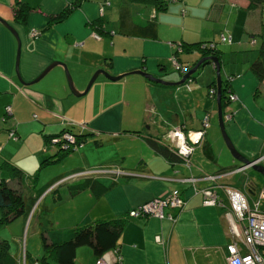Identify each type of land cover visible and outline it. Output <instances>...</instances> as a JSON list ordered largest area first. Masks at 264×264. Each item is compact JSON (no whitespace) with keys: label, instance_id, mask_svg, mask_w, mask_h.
I'll return each instance as SVG.
<instances>
[{"label":"crops","instance_id":"obj_1","mask_svg":"<svg viewBox=\"0 0 264 264\" xmlns=\"http://www.w3.org/2000/svg\"><path fill=\"white\" fill-rule=\"evenodd\" d=\"M19 1L38 7L44 13L54 14L73 0ZM194 1L195 6L188 0L173 1L171 4L173 6L169 8H172V12L180 8V14L179 16L174 14V19L169 21L164 18V14L154 12L151 7L146 10L144 6L128 5L121 0H113L114 7L108 9L111 7L108 0L100 17L105 28L111 33L99 40L91 36L93 32L88 25V22L99 16L96 3H82L64 21L46 29L44 28L47 18L38 12L29 13L23 25L12 23L10 6L15 0H0V18L17 34L19 40L17 74L23 82L35 78L50 62L59 61L66 65L74 86L81 92L96 69H103L110 75L143 70L167 82L177 81L174 74L166 72L165 63L170 61L178 42L193 40L191 37L198 40L194 33L185 34L184 26L191 19V9L196 6L201 8L203 5L207 6L209 1L210 13L207 16L209 20L216 21L217 27L214 28L216 33H223L221 28L224 27V22L219 20L226 12L228 19H232L237 25L235 27L232 24L227 32L230 34L231 42L223 43L225 46H222V49L218 48L222 52L219 57L221 80L230 78V92L235 97L222 110L231 113L229 120H223L224 129L237 152L248 159L261 157L258 163H263L264 77L258 81L248 69L249 64L257 56V48L264 41V35L262 37L259 35L263 27L262 10L260 7L247 9L246 0ZM116 5L129 6L137 24L153 17L157 21L156 37L141 39L117 33ZM133 7L138 8L133 11ZM181 9L189 15L185 13L181 15ZM143 12H146L147 16ZM211 27L213 35L215 30L212 25ZM33 30L38 32L34 37L30 35ZM208 34L209 31L207 36ZM251 39H254L252 44ZM215 43L219 44L218 38ZM15 50L14 37L0 24V136L6 134L7 137L9 130H13L17 135L16 141L7 138L8 141L4 144H1L0 138V160L12 162L23 169L25 174H33L40 161L55 151V144L44 141V136H51L60 131H51L59 124L49 113L56 115L57 104L71 96L61 68L50 72V77L45 81L40 79L51 69L32 84H20L14 71ZM193 55L196 61L199 55ZM181 57L182 54H178L179 61L187 64L188 61ZM205 66L212 69L204 78L207 95L206 85L214 81L215 73L211 64ZM203 67L199 72L204 70ZM95 82L94 93L78 101L81 118L75 120L80 122L81 126L78 125L77 132L89 134L85 138H94V146L102 145L103 138L114 142L127 139L129 148L115 147L113 155L100 157L103 158L99 161L100 167L95 170L98 172L117 170L121 173L100 172L95 176L97 184H94L92 190L83 189L72 197L63 194V200L61 204L59 203L62 205L59 207L63 209L59 226L66 230L62 229L59 234L54 235L47 233L49 238L52 241L65 238L67 231L74 224L86 223L97 218L124 216L130 208L176 189L180 193L183 205L180 210H170L175 215L173 221L165 218L125 216L127 221L120 231L116 250L105 253L110 264H227L225 244L228 240V225L223 216V208H228L229 204L224 188H236L226 184L228 178L235 175L233 167L235 161L225 152L216 137L212 121L216 114L215 98L208 95L205 98L204 91L196 85L193 88L188 85L187 94L176 89L179 85H153L137 74H125L116 81L98 75L93 85ZM46 84L52 86L46 89ZM100 88H103V91L98 93ZM7 105L10 106V114L4 115V107ZM206 114L208 124L199 145L194 147L190 155L188 167L184 166L182 161L168 162L156 154L147 143L149 139H157L158 144L167 147L160 141H163L164 135L170 129L176 126H180L184 131L199 129ZM69 130L75 133L73 129ZM87 140L84 139L85 142ZM24 142H27L26 146H29L28 142L32 143L30 148L25 150V158L18 151V147ZM127 154H130L128 158ZM84 162L85 165L88 164ZM81 166L60 171L55 177L59 174L69 178L75 174L88 175L85 173L89 169ZM29 168H34L31 169L32 173H28ZM222 168L230 169L220 172ZM247 169L240 171L250 175ZM204 174L214 176V180L202 179L201 176ZM190 177L195 181H187ZM248 181V179L245 182L240 181L242 188L236 189L244 194L250 206L256 205L257 208V202L252 199L257 195H254V188ZM25 186L31 194L32 185L26 183ZM204 189L212 190L216 194L219 206L203 204ZM41 197L39 204L46 205L48 194L44 192ZM37 210L38 208L35 215L28 219L27 228L31 224L30 235L25 238L24 249L17 239H14V248L9 245V251L17 258H21L23 251L32 257L41 254L38 238V230L41 229L38 224L41 222L40 216L36 214ZM21 221L24 226L27 218L16 219L17 233H20ZM155 236L159 237L158 241L154 239ZM95 259L89 247L80 246L75 250L73 264H94Z\"/></svg>","mask_w":264,"mask_h":264},{"label":"trees","instance_id":"obj_2","mask_svg":"<svg viewBox=\"0 0 264 264\" xmlns=\"http://www.w3.org/2000/svg\"><path fill=\"white\" fill-rule=\"evenodd\" d=\"M106 1L108 0H73L71 3H67L59 12L54 14H48L42 12L38 7H33L28 5L26 2L15 0V2L10 6V16L11 22L16 25H23L26 22L27 16L31 12L42 13L47 18V23L45 28L50 27L53 24L60 23L64 21L75 9H77L84 2L96 3L99 11V16L88 22L89 29L99 36V38L109 35V32L105 28L104 21L101 19V13L103 7L107 6ZM123 3L128 5H137L144 7H151L154 12H164L168 6L169 2L177 0H121ZM247 9H253L255 7H260L263 13L262 16V29L260 36L264 35V11L263 5L264 0H246ZM181 15L185 12L181 9ZM116 32L128 36V37H138L141 39H154L157 32V23L153 17L146 19L143 23L137 24L133 19L130 12V7L127 5H122L118 9L117 22H116ZM223 38V40H221ZM254 39L250 40L252 44ZM218 42L220 44L230 43L231 39L229 36H225L223 33L219 34ZM212 44V45H210ZM211 46V47H210ZM196 52L199 58L191 63V68L200 58L203 57H214L215 64L220 62L221 50L216 47V43L212 41H197V42H186L180 41L177 43L175 51L172 55L179 61L178 54H189ZM180 62V61H179ZM184 64V63H183ZM212 65L214 63L205 58L196 68L195 72L188 78L191 80L196 76L200 70L205 65ZM188 66V64H185ZM163 67V66H162ZM161 67V69H162ZM214 69V68H213ZM249 71L256 77L258 81H261L264 77V41L261 42L257 48V56L248 66ZM179 73V72H178ZM182 74H180L181 76ZM215 76V75H214ZM229 77L226 80H220V105L221 109L226 108L230 100L228 99V94L230 92L229 87ZM187 80H185L186 83ZM153 85H160L153 82H149ZM215 87V77L214 81L206 85L207 95L208 89ZM187 88V87H186ZM189 89V88H187ZM214 98L213 95H208ZM228 112V111H227ZM68 128V127H67ZM205 128H203L204 130ZM70 132L69 128H62L59 132L51 135L44 136V141L49 144H55V151L48 157L43 158L35 172L33 174H25L19 167L7 160H0V227L10 224L19 217L30 218L31 215H35L36 209L38 216L46 215L51 212L45 204H39L42 194L46 192L50 198L53 205H58L63 200V195L60 191V187L66 189L65 195L72 197L82 191L83 189H93L95 181V176L98 173H90L88 175H77L65 179V176L58 175L50 179L42 187H36L35 180L37 173L40 169L46 167L47 165L55 164L68 153L71 152V146H76L83 142L85 137L89 134L87 133H73V140L67 144L61 138L63 133ZM57 139L56 142H52V139ZM10 139V138H9ZM13 140V139H11ZM17 140L16 139L13 141ZM157 140V139H156ZM147 141L150 148L158 155L165 158L168 162H181L180 157L164 147L158 144V140ZM96 144V143H95ZM63 145H68L63 147ZM230 168H222L220 172H225ZM219 173V172H218ZM65 179V180H64ZM29 180L27 183L32 185V193H29V189L25 186V181ZM62 181V182H60ZM60 182V183H58ZM58 183V184H56ZM62 190V189H61ZM40 207V208H39ZM124 216H115L111 218H97L92 219L86 223L74 224L67 231L65 238L59 241H52L46 230H38V238L41 245V254L39 256H30L26 251L21 253V258H17L15 254L9 251V244L5 240L0 239V264H73L75 259V250L80 246L89 247L95 258L105 254L108 251L116 250L118 245V237L120 231L127 219Z\"/></svg>","mask_w":264,"mask_h":264},{"label":"rangeland","instance_id":"obj_3","mask_svg":"<svg viewBox=\"0 0 264 264\" xmlns=\"http://www.w3.org/2000/svg\"><path fill=\"white\" fill-rule=\"evenodd\" d=\"M188 2L192 6H195V5H193V3H195L194 0H188ZM171 4H173V1L168 3V6H167V8H166V10L164 12H162V11L158 12L160 14H164V18L166 20L168 19L169 21L174 19V14L178 15V16L180 14V12H179L180 8L178 10H174L172 12V8H169V7L173 6ZM110 6L111 7H108V9L114 7L113 6V0H110ZM118 8H119V6L116 5L115 6L116 15H117ZM133 8H134L133 11H135V9L138 8V7H133ZM144 8L146 10H149V7H144ZM263 11H264V5H263ZM146 12H143V13H144V15L147 16V14H145ZM208 13H210V3H209V1L207 2V6L203 5L202 8H201V6H196L195 8L191 9V14H190L191 15V19L188 20L185 23L184 33L185 34H188V33L193 34L194 33L196 35V37L198 38V40H196L194 37H191L190 39H193L195 42H197V41H212V42H216V39L219 37L220 33H216V30L214 29L215 27H217L215 25L216 21L215 20H212V21L209 20L208 16H207ZM185 14L189 15V14H187V12H185ZM224 14L225 15H223L220 18V20H219L220 22H222V21L224 22V27L221 28L222 29L221 31H223V34L225 36H230V34L227 33V32H228V30H230L231 25L232 24L235 25V24L233 23L232 19H228V13L227 12L224 13ZM211 25L213 26V29L215 30V33L213 34L215 36L211 35V29H212ZM235 27H237V25H235ZM208 31H209V34L207 36V32ZM193 40H190L188 42H191ZM210 45H212V44H210ZM216 46H217V48L222 49L221 47L225 46V45L219 43L218 45L216 44ZM190 54H192V55H190ZM190 54H182V57H181L182 59H186L188 61V62H186L188 64V66H191V63L194 61V58H193L194 55L193 54L198 56L196 52H193V53H190ZM190 58H192V59H190ZM196 59L197 58H195V60ZM165 65H166V69H167L166 72L174 74L177 77L176 80H179L180 79V75L178 74V72L176 70H174L171 62L168 61L167 63H165ZM57 68H61V70L63 71L62 67L55 66L49 71V73L47 72L48 74H46L40 80H42V81L43 80L44 81L47 80L50 77V75H51L50 72H52L53 70H57ZM203 68H204V70H201L196 75L194 80L187 79L186 83L189 85L190 88H193L196 85L197 88H199L201 91L202 90L204 91V96H205V98H207V95H206V92H205V88H204V84L206 83V80H204V78L207 76V72H209V70H210V73L212 72V69H211V67H208V66H204ZM67 71H68V73L70 75V72H69L68 69H67ZM63 74H64V71H63ZM220 75H221V72H220ZM70 77H71V75H70ZM64 78H65V74H64ZM71 80H72V77H71ZM42 81H40V82H42ZM65 82H66V79H65ZM66 85H67V82H66ZM51 86H52L51 84H46L45 87H47L46 89H48ZM95 88H96V82L94 83V85H93V83L91 84L90 88L88 89V91L84 95H82L80 97H76L69 91V89L67 87L71 97H69V99H67V100H62L61 104H57L58 107H56V110H58V112L56 113V115L52 114V113H49L50 115L54 116L55 121L57 122V124H59V125H57L54 128V130H51V131H55L56 132V131L60 130L62 127L63 128L69 127L71 129H73V131L75 133H77V131L79 129V126H81L79 124L80 122L75 120L77 118H81V116H80L81 113L78 112V109H80V108H78V101L79 100L82 101L83 98L85 96H87V95L91 96L92 93H94ZM176 89H180L182 93L188 91L187 88H186V84L181 85L179 87H176ZM212 89L215 92V93L213 92V96L215 98L216 88L210 86V90H212ZM102 91H103V88H100L98 93H101ZM210 98H212V97H210ZM80 105H81V103H80ZM216 120H217L216 119V114H214V116L212 118V121H213V126L215 128L216 137L218 138V142L220 143V145L225 149V152L230 155L229 151L227 150V148H226V146H225V144H224V142L222 140V137H221V134H220V131H219V127H218V124H217ZM64 121H70L74 125L72 124V126H69L67 123H63ZM0 138H2L1 144H4L6 141H8L7 137H6V134H4V136H3V134H1ZM87 139L88 138H85V141ZM94 140H95L94 138H89L87 140V142H85L83 140V143L80 144L79 146L71 147V149H72L71 152L68 153L67 157L63 158L64 160L61 159V161H59V163L57 162L55 164L47 165L46 167L40 169L38 171V173H37L36 180H35L36 187L37 188L38 187H42L50 179L55 177L56 173H60V171L71 169L72 167H77V166H80V165H82L81 167H84V169H89L88 172H86L85 174L93 173V172H95V173L103 172V171H99V172L95 171V170H98V168L100 167V165H99L100 162L99 161L103 159V158H100V157H103L105 155H110V156L113 155V153L116 151L115 147H117V146L122 147V148L127 146V148H129V146L127 145V142H129V141L127 139H121V140H118V141L114 142V141H110V140L106 141L105 138H103L101 140L103 142V144L99 145V146H94V144H93ZM26 144H27V142H24L23 145L18 147L19 148L18 151H20V153L23 154L22 155L23 157H24L25 152H26L25 150L27 148H30V145L32 143L28 142L29 146H26ZM133 147H135V146H133ZM131 149H134V148H131ZM128 155H130V154H127V158H128ZM83 158H84V160H83ZM84 161H86L88 164L85 165ZM127 161L128 160H126V162ZM261 164H264V161ZM31 169H34V168H29L28 173H32L33 170H31ZM239 170H242V169H239ZM247 172H249L250 175H247L244 171L235 172L234 173L235 175H233L232 177L228 178V180L226 181V184L227 185H231V186L236 187V188H242V186H240V181L241 182L242 181L245 182L248 179L249 180L248 182L251 183L253 188H254V195L258 196V197L257 196L256 197L252 196L253 197L252 199H253V201L255 200V202H257V209L259 211H261V212H264V189H262V188H264V177L254 174L255 172L252 169H250V168L247 169ZM242 175H244V176H242ZM75 176H77V175L75 174ZM68 178L69 177H66L65 179H68ZM213 180H209V181H213ZM28 181L29 180L25 181V184ZM60 182H62V181H60ZM60 182H58V183H60ZM58 183H56V184H58ZM61 189H62V192H61L62 195L65 194L66 189H64L63 187H60V191H61ZM261 190H263V191H261ZM260 191L262 192V195L260 194ZM45 203H46V205H48L49 208H51V212H48L46 215H41L40 218H39V221L41 222V224H38V225H39V227H41V229L46 230L47 233H50V234H53V235L55 233L59 234V232L62 231V229H65L64 227L62 228V227L59 226V221H60L61 216L63 214V209L61 207H59V206H62V205H59V204L58 205H53L49 197L46 198ZM28 219H29V217L27 218V222L26 221L24 222V226H23L22 221L20 222V225H19L20 233H17V224H15L16 220L11 222L10 224H7L6 226L0 227V239L1 240H5L12 248H14V246H15V240L14 239H17V241L19 240L20 245H22L23 249H24L25 238L30 235L29 234V232H30L29 230H30L31 224L27 228ZM33 220L34 219L32 218L31 221H33Z\"/></svg>","mask_w":264,"mask_h":264},{"label":"built area","instance_id":"obj_4","mask_svg":"<svg viewBox=\"0 0 264 264\" xmlns=\"http://www.w3.org/2000/svg\"><path fill=\"white\" fill-rule=\"evenodd\" d=\"M106 4L108 2L106 1ZM101 12V9H99ZM38 34L33 30L31 36L34 37ZM91 36L99 40L97 34L92 33ZM223 40V38H221ZM170 62L177 72L180 74L185 73L189 66L179 62L173 55L170 57ZM188 88V84L186 83ZM214 90L208 89V95H213ZM215 93V92H214ZM235 97L230 93L228 95L229 100H233ZM10 114V106L4 107V115ZM231 117L230 112H224L222 119L224 121L229 120ZM66 123L70 126L72 124L69 121ZM207 114L203 117L201 127L196 130L184 131L180 126H176L170 129L163 138L161 144H165L169 150L177 154L184 166L188 167L190 162V155L197 145H199L202 136L203 128L207 126ZM7 138L16 139V134L13 130L7 131ZM62 140L65 142H72L73 135L69 132L61 135ZM57 139H52V142H56ZM67 145H63L66 147ZM187 151H182V149ZM95 173V172H93ZM107 173V172H101ZM202 179L213 180L214 176L204 174ZM193 177L188 178L187 181L193 182ZM204 199V205H218L216 194L209 189L202 191ZM224 194L228 200L229 207L223 208V216L228 225V240L225 244L226 261L227 264H264V212L259 211L255 206H250L247 202L244 194L232 187H225ZM262 195V192L260 193ZM183 205V200L180 193L176 189L168 191L165 195L160 197H153L141 204L130 208L126 212L128 218H147L155 217L158 219H167L173 221L175 215L170 210H180ZM156 241L159 240L158 236H155ZM94 264H110L106 254H103L95 259Z\"/></svg>","mask_w":264,"mask_h":264},{"label":"water","instance_id":"obj_5","mask_svg":"<svg viewBox=\"0 0 264 264\" xmlns=\"http://www.w3.org/2000/svg\"><path fill=\"white\" fill-rule=\"evenodd\" d=\"M0 24L5 27L9 33L14 37L15 41H16V50H15V56H14V71L16 74V77L18 79V82L20 84H32L36 81H38L40 78H42L50 69H52L54 66H60L63 68L64 74H65V79L67 82V87L69 89V91L74 95V96H82L84 95L88 89L90 88L91 84L93 83V81L95 80V78L98 75H102L104 76L106 79L110 80V81H116L119 80L120 78L124 77L125 74H137L142 76L143 78H145L146 80H148L149 82H153L156 84H161V85H171V86H177V85H184L185 84V80H187L191 74H193L197 68V66L205 59H209L214 63V73H215V85H216V94H215V103H216V115H217V124L219 127V131L222 137V140L227 148V150L230 153V156L232 157V159L235 161L233 167L235 169V172H241L239 169H244V168H250L252 169L256 174V175H260L262 177H264V164L258 163L259 160L261 159V157L259 158H255V159H248L245 156H243L242 154H240L239 152H237V150L234 148V146L232 145L231 141L229 140V138L226 135L225 129H224V125H223V120H222V111H221V105H220V97H221V91H220V73H219V66L218 64H215V58L214 57H203L200 58L191 68H189L185 73H183L180 76V79L175 81V82H167L164 81L160 78H156L154 76H152L151 74L143 71V70H133L124 74H119V75H110L108 74L105 70L103 69H96L90 76L85 88L79 92L76 87L74 86L73 81L71 80V77L67 71L66 65L62 62L59 61H52L50 62L47 66H45V68H43L39 74L33 78L32 80H30L29 82H23L19 75L17 74V62H18V54H19V40L17 37L16 32L14 31V29L3 19L0 18ZM233 169V168H232ZM107 173H121L118 172L117 170H113L112 172H107ZM264 189V188H262ZM263 191V190H261Z\"/></svg>","mask_w":264,"mask_h":264},{"label":"flooded vegetation","instance_id":"obj_6","mask_svg":"<svg viewBox=\"0 0 264 264\" xmlns=\"http://www.w3.org/2000/svg\"><path fill=\"white\" fill-rule=\"evenodd\" d=\"M63 128V127H62ZM69 128V127H68ZM68 128L66 127V128H64V129H66V131L68 130ZM71 132V131H70ZM69 132V133H70ZM71 134V133H70ZM64 141V140H63ZM65 142V141H64ZM67 144L69 143V142H66ZM71 144V143H70ZM68 146V145H67Z\"/></svg>","mask_w":264,"mask_h":264},{"label":"clouds","instance_id":"obj_7","mask_svg":"<svg viewBox=\"0 0 264 264\" xmlns=\"http://www.w3.org/2000/svg\"><path fill=\"white\" fill-rule=\"evenodd\" d=\"M185 84H186V83H185ZM222 120H223V119H222ZM203 133H204V132H203ZM182 151H185V152H186V151H187V149H186V148H185V149H182ZM87 174H90V173H87Z\"/></svg>","mask_w":264,"mask_h":264},{"label":"bare ground","instance_id":"obj_8","mask_svg":"<svg viewBox=\"0 0 264 264\" xmlns=\"http://www.w3.org/2000/svg\"><path fill=\"white\" fill-rule=\"evenodd\" d=\"M230 80V79H229ZM221 111H222V109H221ZM222 114H223V111H222Z\"/></svg>","mask_w":264,"mask_h":264}]
</instances>
